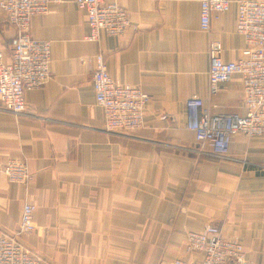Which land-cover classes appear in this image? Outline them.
<instances>
[{"label": "crops", "instance_id": "obj_1", "mask_svg": "<svg viewBox=\"0 0 264 264\" xmlns=\"http://www.w3.org/2000/svg\"><path fill=\"white\" fill-rule=\"evenodd\" d=\"M116 1L130 22L119 36L86 39V14L74 0L30 19L31 35L50 41V77L25 92L24 113L0 108V233L48 264H169L199 261L200 251L186 250V231L213 224L264 264V139L234 134L219 157L186 127L191 95L212 113L245 112L239 75L208 91V38L220 40L225 61L246 55L235 0L208 33L199 28V0ZM15 37L0 7L4 62ZM97 52L115 80L148 95L134 130L104 128L91 82ZM14 157L27 161L26 183L2 171ZM26 201L35 229L20 233Z\"/></svg>", "mask_w": 264, "mask_h": 264}, {"label": "built area", "instance_id": "obj_2", "mask_svg": "<svg viewBox=\"0 0 264 264\" xmlns=\"http://www.w3.org/2000/svg\"><path fill=\"white\" fill-rule=\"evenodd\" d=\"M61 0H0L5 17L16 29L10 61L4 62L0 51V108L14 114L26 109L25 92L40 88L50 77V41L33 37L30 19L47 12L51 3ZM86 14L88 40L98 38L100 31L110 36L123 34L130 25L127 11L116 0H74ZM235 30L246 43V55L235 60L222 59V45L217 38H208V91L217 93L233 75H239L243 92L244 114L212 113L205 100L191 95L186 99V127L197 141L206 142L213 154L226 157L231 138L242 133L264 139V0H235ZM231 0H199V28L208 33L212 17L230 6ZM95 100L104 112V128L127 132L142 124L148 95L137 85L115 80L108 72L102 52L94 55L91 75ZM2 171L9 181L26 183L30 178L24 157L9 158ZM34 205L24 202L18 230L30 233L35 229ZM186 250H197L202 258L187 262L174 258L169 264H257L246 258L238 239L221 235L220 229L207 224L201 230L185 234ZM0 264H48L28 251L15 236L0 233ZM160 264H166L161 262Z\"/></svg>", "mask_w": 264, "mask_h": 264}]
</instances>
